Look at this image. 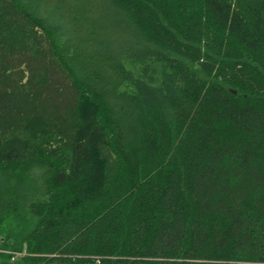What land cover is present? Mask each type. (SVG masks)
I'll return each instance as SVG.
<instances>
[{"label":"trees","instance_id":"trees-1","mask_svg":"<svg viewBox=\"0 0 264 264\" xmlns=\"http://www.w3.org/2000/svg\"><path fill=\"white\" fill-rule=\"evenodd\" d=\"M0 264H264V0H0Z\"/></svg>","mask_w":264,"mask_h":264}]
</instances>
